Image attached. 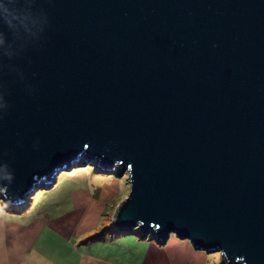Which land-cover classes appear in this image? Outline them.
Wrapping results in <instances>:
<instances>
[{
    "label": "water",
    "instance_id": "obj_1",
    "mask_svg": "<svg viewBox=\"0 0 264 264\" xmlns=\"http://www.w3.org/2000/svg\"><path fill=\"white\" fill-rule=\"evenodd\" d=\"M79 159L115 231L264 264V0H0V200Z\"/></svg>",
    "mask_w": 264,
    "mask_h": 264
},
{
    "label": "crops",
    "instance_id": "obj_2",
    "mask_svg": "<svg viewBox=\"0 0 264 264\" xmlns=\"http://www.w3.org/2000/svg\"><path fill=\"white\" fill-rule=\"evenodd\" d=\"M99 211L73 210L54 216L56 210L0 212V264H161V254L169 244L163 248L152 240L136 238L133 244L124 243L130 247L114 256L111 247L122 242L117 237L102 244L82 241L83 234L98 229ZM183 245L192 251L189 244Z\"/></svg>",
    "mask_w": 264,
    "mask_h": 264
},
{
    "label": "rangeland",
    "instance_id": "obj_3",
    "mask_svg": "<svg viewBox=\"0 0 264 264\" xmlns=\"http://www.w3.org/2000/svg\"><path fill=\"white\" fill-rule=\"evenodd\" d=\"M96 164L97 162L93 161L84 165L82 159H79L71 168L58 172L54 178L53 186H51L52 182L47 186L40 182L42 189L36 190L32 196L26 197L23 204L8 206L0 200V212L19 213L24 210H56L57 212L53 213L54 216L70 213L73 210H100L98 229H94L85 235L83 234L81 236L83 237L82 241L102 244L103 241H111V239L117 237L115 240L121 239L122 242L118 243L120 241L118 240L111 247L114 251L113 255L116 256L118 251L124 250L125 247H130L125 246V244H128V242L133 244L137 240L135 237L139 235L136 230L131 235L127 236L126 234V237L116 235L111 224L112 215L115 213L119 203L129 193V184L126 181V175L119 178L117 167L112 172H108L99 169ZM58 211L60 212L58 213ZM170 236L171 239L164 246H161L164 248L169 244V248L165 249L161 254V264L221 263L219 254H207L202 251H196L186 240H180L175 235ZM185 242L191 246L192 251L183 245ZM133 255L141 257L140 252L133 251ZM128 258L131 260L135 259V257Z\"/></svg>",
    "mask_w": 264,
    "mask_h": 264
},
{
    "label": "trees",
    "instance_id": "obj_4",
    "mask_svg": "<svg viewBox=\"0 0 264 264\" xmlns=\"http://www.w3.org/2000/svg\"><path fill=\"white\" fill-rule=\"evenodd\" d=\"M135 230H136V231L138 232V234L140 235V236H139V235L136 236L135 238L138 239V238L140 237L139 239H143L142 234H141L137 229H135ZM133 231H134V230H132V231H130V232H129V231H127V232H117V231L114 230V234H116V235H122V236H125V235L127 234V236H128V235L133 234ZM148 238H149V236H148L147 238H145L144 240H146V239H148Z\"/></svg>",
    "mask_w": 264,
    "mask_h": 264
}]
</instances>
